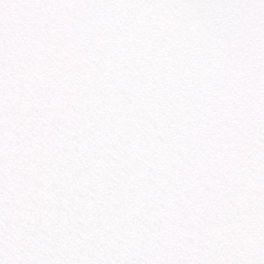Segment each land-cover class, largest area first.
<instances>
[{
  "label": "snow or ice",
  "instance_id": "1",
  "mask_svg": "<svg viewBox=\"0 0 264 264\" xmlns=\"http://www.w3.org/2000/svg\"><path fill=\"white\" fill-rule=\"evenodd\" d=\"M0 264H264V0H0Z\"/></svg>",
  "mask_w": 264,
  "mask_h": 264
}]
</instances>
